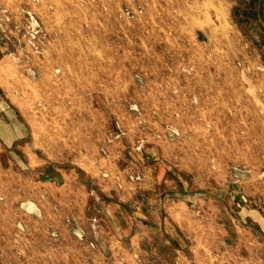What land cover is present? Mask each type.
Returning <instances> with one entry per match:
<instances>
[{
  "label": "rangeland",
  "instance_id": "374dc122",
  "mask_svg": "<svg viewBox=\"0 0 264 264\" xmlns=\"http://www.w3.org/2000/svg\"><path fill=\"white\" fill-rule=\"evenodd\" d=\"M0 264H264V0H0Z\"/></svg>",
  "mask_w": 264,
  "mask_h": 264
},
{
  "label": "crops",
  "instance_id": "0c3cea01",
  "mask_svg": "<svg viewBox=\"0 0 264 264\" xmlns=\"http://www.w3.org/2000/svg\"><path fill=\"white\" fill-rule=\"evenodd\" d=\"M107 210H108V215H109L110 214L109 207H108ZM129 219H130V222L127 224L126 229L123 230V231H119L118 230L119 228L116 226V224L114 223V221L109 217L108 221L113 225L114 232L116 233V235L118 236L119 239H123V238H126V237H130V235H131V233L133 231V223H132L130 217H129ZM117 223H118V221H117Z\"/></svg>",
  "mask_w": 264,
  "mask_h": 264
},
{
  "label": "bare ground",
  "instance_id": "6f19581e",
  "mask_svg": "<svg viewBox=\"0 0 264 264\" xmlns=\"http://www.w3.org/2000/svg\"><path fill=\"white\" fill-rule=\"evenodd\" d=\"M120 211H121V210H120ZM115 214H117V213H115ZM122 215H123V214H122ZM112 216H113V215H112ZM112 216H111V217H112ZM124 217H125V215H124ZM118 218H119V217H118ZM118 218H117V219H118ZM125 218H126V217H125ZM123 220H124V219H123ZM128 220H129V219H128ZM119 222H120V221H119ZM114 223H115V222H114ZM123 224H124V223H123ZM123 224H122V225H123ZM119 230H120V229H119ZM123 230H124V229H123Z\"/></svg>",
  "mask_w": 264,
  "mask_h": 264
}]
</instances>
